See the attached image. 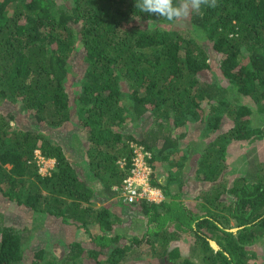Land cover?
Masks as SVG:
<instances>
[{
	"label": "trees",
	"instance_id": "16d2710c",
	"mask_svg": "<svg viewBox=\"0 0 264 264\" xmlns=\"http://www.w3.org/2000/svg\"><path fill=\"white\" fill-rule=\"evenodd\" d=\"M135 3L0 0V194L34 216L51 215L86 234L61 242L58 254L41 246L29 257L26 228L1 218L0 264H153L148 252L163 264L259 262L264 158L254 149L243 153L241 173L231 182L222 171L233 140L264 144V124L251 123L254 110L264 113V0H217V7L191 15L185 29L141 13ZM208 45L221 55L226 85L200 77L211 68ZM76 48L84 69L72 94L66 81ZM240 95L252 104L240 102ZM128 118L148 128L140 136L126 132ZM227 118L231 125L218 131ZM69 121L75 124L70 142L87 159L91 176L77 171L53 137L52 129ZM194 122L205 137L218 131L195 165L196 176L211 182L198 194V208L174 198L121 201L145 215L142 234L125 236L117 228L122 215L102 199L116 195L127 175L131 143L149 151L154 168L159 158L187 152L179 138ZM36 149L54 159L49 172L39 171ZM151 182L164 195H178L154 170ZM182 236H188L187 246L178 242ZM131 257L140 261L129 262Z\"/></svg>",
	"mask_w": 264,
	"mask_h": 264
},
{
	"label": "rangeland",
	"instance_id": "374dc122",
	"mask_svg": "<svg viewBox=\"0 0 264 264\" xmlns=\"http://www.w3.org/2000/svg\"><path fill=\"white\" fill-rule=\"evenodd\" d=\"M175 24L182 28H188L189 25V17L185 20H179L175 22ZM80 48V47H79ZM76 48L73 50L72 54L69 57V73L67 76L66 86L69 91L73 94L79 91L80 86L82 85V72H83V58L82 53ZM209 53L210 57L208 61L211 64V68L208 70H202L200 73V77H202L205 81H210L213 77L217 78L219 84L226 85L227 80L220 74L219 72V63L221 60L220 53H217L213 50L209 45ZM227 95L230 99L235 98V91L230 89L227 91ZM239 101L244 103H251L252 100L246 95H240ZM127 121L126 126L124 127V131L136 133V135L140 136L142 133V129H144L147 125H145L144 121H133L130 118ZM143 119V118H142ZM251 123L253 125H263L264 124V113H257L254 110L251 113ZM227 119H223L219 126V130L221 131L229 125ZM149 120L147 121V123ZM13 124L14 122L11 121ZM24 126H26L24 124ZM75 127L74 122H66L62 126L58 128L52 129L53 137H55L58 141H60L65 149V152L70 155L74 166L77 171L83 175L91 176V172L89 170L87 159L79 154L78 150L76 151L75 147L71 144V131ZM148 128V126H147ZM201 125L198 122H194L188 125L183 132V136L179 138V143L181 147H185L189 145L187 152H181L173 155V158H159L155 161V166L152 169L154 170V177H161L163 182L168 181L169 192L174 194L178 191L177 196H168L164 195L165 200H169L174 198L175 200L181 201L186 207L196 209L198 208V194L202 189L209 188L211 186V182L202 180L196 176L195 173V165L198 161L199 155L201 153L202 148L205 145V142L216 135L218 131H211V134L208 137L201 135ZM188 142V144H186ZM160 143V141L158 142ZM262 146H255L253 142H243L238 140H233L228 144L226 149V159H225V167L222 171L223 179L226 182H231L233 177L239 175L240 169L243 165L241 162L243 153L248 152L251 149H254L255 153H258L262 158H264V144ZM187 147V146H186ZM186 153V157L183 156ZM169 155V152H167ZM167 157V156H166ZM50 162L53 161V158L49 159ZM174 161L172 163L171 161ZM174 176H179L181 186L178 184L177 180H174ZM89 180V179H88ZM92 181V180H91ZM226 198H231V194H226ZM105 205H108L112 210L118 212L122 215V221L119 222L118 227L121 232L124 233L125 236H129L132 234L141 235L145 229V215L141 211V208L130 206V208H126L127 204L122 203L118 200L117 196L114 195L111 199H102ZM4 219V221L11 222L17 227L26 228V234L28 235L25 253L27 256H31L32 252L35 248L46 246V248H50L55 254H58L63 248L61 246V242L69 241L70 239H82L86 236L84 231L76 226L70 224H64L58 221L57 218L52 217L51 215H46L41 218L34 216L31 211H28L25 206L21 204H17L16 202L7 200L4 196L0 194V219ZM233 222V221H232ZM235 228V226L233 227ZM188 236H182L178 240V242L183 243V245L187 246L189 241L187 240ZM260 254L259 262L255 264H264V245H260ZM151 262L153 264H163L162 261L154 254L153 252H148ZM143 256V255H141ZM29 257L25 260L28 262ZM138 259V260H137ZM165 259V258H164ZM137 260V261H136ZM140 258L131 257L129 262L138 263ZM166 262V261H165ZM167 264V263H166Z\"/></svg>",
	"mask_w": 264,
	"mask_h": 264
},
{
	"label": "built area",
	"instance_id": "2783aa9c",
	"mask_svg": "<svg viewBox=\"0 0 264 264\" xmlns=\"http://www.w3.org/2000/svg\"><path fill=\"white\" fill-rule=\"evenodd\" d=\"M131 145L134 147V155L131 158L132 165L117 190L118 200L125 203H137L143 199L154 202L162 201L164 198L162 188L151 182L153 169L148 161L151 154L135 142H132ZM35 158L39 171L43 174L49 172L54 160L50 162V158L44 157L38 149L35 150ZM124 162V160L120 161V163Z\"/></svg>",
	"mask_w": 264,
	"mask_h": 264
},
{
	"label": "clouds",
	"instance_id": "9594fccd",
	"mask_svg": "<svg viewBox=\"0 0 264 264\" xmlns=\"http://www.w3.org/2000/svg\"><path fill=\"white\" fill-rule=\"evenodd\" d=\"M135 7L141 13L174 22L185 20L193 14L202 15L204 7H217V0H136Z\"/></svg>",
	"mask_w": 264,
	"mask_h": 264
},
{
	"label": "water",
	"instance_id": "95a60500",
	"mask_svg": "<svg viewBox=\"0 0 264 264\" xmlns=\"http://www.w3.org/2000/svg\"><path fill=\"white\" fill-rule=\"evenodd\" d=\"M211 245H213L214 247H217V243L214 240H210Z\"/></svg>",
	"mask_w": 264,
	"mask_h": 264
}]
</instances>
